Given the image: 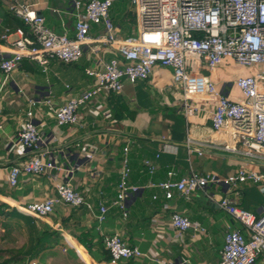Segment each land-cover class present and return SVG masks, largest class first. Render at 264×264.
<instances>
[{"label":"crops","instance_id":"obj_1","mask_svg":"<svg viewBox=\"0 0 264 264\" xmlns=\"http://www.w3.org/2000/svg\"><path fill=\"white\" fill-rule=\"evenodd\" d=\"M26 1L45 17L49 28L75 36L78 13L74 0ZM111 17L121 36L138 32L132 0H114ZM19 27L25 24L12 12L9 0H0V63L12 55ZM7 29L9 35L3 39ZM102 30V24H95L91 32ZM112 58L121 55L109 45H102L97 54L85 46L79 60L52 59L47 68L24 58L6 82L0 68V264H218L226 233L235 229L247 233L221 208V197L230 196L257 214L264 212V186L252 182L241 186L239 196L217 183L197 190L191 199L178 192L167 199L161 188L148 186L168 179L169 171L175 173L174 180L192 171L221 178L242 168L264 172V161L252 160L242 150L224 148L231 137L227 130L212 127L217 100L207 94L203 78L192 80L193 102L200 109L190 117L184 112L182 92L173 86V70L157 67L147 80H124L121 92L103 90L95 95L81 107L79 125L58 123L56 109L96 85L88 70L102 69L103 62ZM252 69L229 62L211 76L224 95L241 100L234 80ZM29 109L34 111L43 138L39 152L48 153L55 165L46 173L21 174L12 186L10 168L34 154L19 142ZM127 145L130 180L140 189L128 196V216L124 217L112 200ZM146 158L157 165L155 173L145 165ZM59 181H70L93 208L57 204L43 218L24 210L28 203L52 196ZM101 205L109 208L104 222L97 217ZM174 212L187 215L198 229L174 227ZM113 232L146 255L111 262L104 236ZM255 264H264V254Z\"/></svg>","mask_w":264,"mask_h":264},{"label":"built area","instance_id":"obj_2","mask_svg":"<svg viewBox=\"0 0 264 264\" xmlns=\"http://www.w3.org/2000/svg\"><path fill=\"white\" fill-rule=\"evenodd\" d=\"M9 2L12 12L23 20L25 27L17 28L18 37L13 41L12 55L0 63L4 82L24 58L35 60L47 68L52 59L64 63L79 60L85 46L94 54L101 50L102 45H109L120 52L121 58L103 62L102 69L88 70L95 77L96 85L70 97L56 109L59 124L79 125L81 107L95 95L103 90L121 92L124 80L132 83L147 80L155 68L167 67L173 70V86L182 92L187 117L200 109L193 102L192 80L203 78L207 94L217 100L212 127L227 130L231 137V142L224 148L233 152L242 150L252 160L264 161V0H132L139 30L128 36H121L112 20L114 0H74L78 13L74 37L49 28L45 17L26 0ZM95 24H102L103 30L92 34ZM9 31L7 29L3 34V39L8 37ZM229 62L253 68L251 73L234 80L241 100L224 95L211 76L213 71ZM206 71L209 74L206 75ZM30 103L34 104L32 100ZM26 115L19 142L34 154L10 168L9 182L12 186L18 184L21 174L46 173L55 165L53 159L47 158L48 153L39 152L43 138L34 121L33 109H29ZM129 151L130 145H127L117 195L112 200L124 217L128 216V196L140 189L130 180ZM144 163L151 173L156 172L157 165L151 159L146 158ZM174 174L169 171L168 179L149 182L148 186L161 188L167 199H172L176 192L191 199L197 190L217 183L229 186L236 196L240 195L244 183L264 186V172L247 168L227 178L192 171L174 180ZM57 204L93 208L88 198L70 181H59L52 196L30 202L23 208L43 218L53 212ZM219 204L244 226L247 233L239 229L226 233L218 264H255L264 254V212L257 214L246 210L230 196H222ZM108 210V206L101 205L97 216L100 222L106 220ZM171 222L179 230L198 229L187 215L180 212L172 214ZM104 244L113 263L146 255L139 247L129 245L119 232L105 234Z\"/></svg>","mask_w":264,"mask_h":264},{"label":"trees","instance_id":"obj_3","mask_svg":"<svg viewBox=\"0 0 264 264\" xmlns=\"http://www.w3.org/2000/svg\"><path fill=\"white\" fill-rule=\"evenodd\" d=\"M78 239H79V241H80V242H81L86 248H88L85 239H83L82 237H79ZM6 263H7V262L5 261L3 264H6Z\"/></svg>","mask_w":264,"mask_h":264},{"label":"water","instance_id":"obj_4","mask_svg":"<svg viewBox=\"0 0 264 264\" xmlns=\"http://www.w3.org/2000/svg\"><path fill=\"white\" fill-rule=\"evenodd\" d=\"M77 165H79V164H77Z\"/></svg>","mask_w":264,"mask_h":264}]
</instances>
